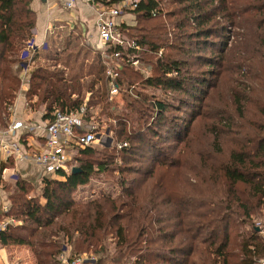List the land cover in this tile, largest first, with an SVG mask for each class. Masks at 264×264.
<instances>
[{"label":"trees","instance_id":"1","mask_svg":"<svg viewBox=\"0 0 264 264\" xmlns=\"http://www.w3.org/2000/svg\"><path fill=\"white\" fill-rule=\"evenodd\" d=\"M30 2L0 0V127L8 125L9 107L25 81L26 102L34 110L42 107L44 119L52 120L55 111L83 108L86 126L74 128L78 136L100 133L92 119L104 114L119 143L103 146L110 151L80 148L67 162L71 171L44 176L35 196H29L32 185L16 178L4 214L19 223L0 231L1 244L27 246L34 264H61L63 246L71 248L70 259L92 248L99 257L89 264H260L264 236L254 222L264 215V0H140L130 11L136 22L117 26L120 37L140 49L113 42L105 48L114 63L118 54L114 78L76 26L61 29L47 37L45 46L21 57L36 21ZM229 24L240 31L227 47L221 37ZM212 35L220 39H209ZM205 48L219 56L231 50L229 68L242 74L240 90L228 89L220 107L205 114L208 121L194 148L190 140L182 147H163L168 140L159 128L180 139L178 111L199 96L207 72L216 79L220 74L213 69L218 57L200 53ZM88 51L96 54L90 61ZM31 62L21 79L24 63ZM199 65L201 73L191 71ZM113 82L123 104L117 112ZM183 129L190 133L189 125ZM168 148L177 155H167ZM186 149L193 157L184 160ZM149 157V164H141ZM6 166L0 162V172ZM73 167L79 170L72 173ZM183 167L193 170L199 184L173 189V178L189 176ZM104 171L117 172L122 193L77 201V191Z\"/></svg>","mask_w":264,"mask_h":264},{"label":"crops","instance_id":"2","mask_svg":"<svg viewBox=\"0 0 264 264\" xmlns=\"http://www.w3.org/2000/svg\"><path fill=\"white\" fill-rule=\"evenodd\" d=\"M119 1L92 0L83 2L79 0L73 8L67 9L64 7V0H31L30 6L36 14L32 37L33 48L45 46L47 37L49 38L56 32L62 31L61 29H65V27L73 28L78 24L77 28L81 31L83 41L95 48V44L98 41V30L96 27L98 13L112 5L118 4ZM133 17L134 15L131 12H127L115 20L119 24H133ZM95 50L100 51L97 48ZM31 52L32 50L29 49L28 55ZM32 65L33 62L24 63L25 68L19 74L21 79H24ZM25 89L26 85L23 84L9 107L8 125L14 121H20L31 127L29 129L20 127L11 137L18 141L21 151H37L43 146L45 136L43 127L47 124L48 119L43 118L42 109L34 110L28 106L24 97ZM8 125L5 128L0 127V134L6 131ZM64 148L65 156L68 161H71L76 154V149L69 145ZM0 162L8 163V166L4 167L0 172V222H2L11 218L4 213L11 206L10 193L15 183L14 175L32 185L34 189L29 193V196H35L41 189L44 174L39 165L27 159H20L14 152L9 154V152L0 151ZM261 217L263 220L261 233L264 236V215ZM18 223L19 221H16L14 224ZM30 256L33 258L31 264H34L33 254L27 246L20 244L3 245L0 242V264H27Z\"/></svg>","mask_w":264,"mask_h":264},{"label":"rangeland","instance_id":"3","mask_svg":"<svg viewBox=\"0 0 264 264\" xmlns=\"http://www.w3.org/2000/svg\"><path fill=\"white\" fill-rule=\"evenodd\" d=\"M168 7V5H167ZM238 18V17H237ZM236 18V19H237ZM133 22L135 23L136 21L134 20L133 17ZM79 25V24H78ZM76 25V27L78 26ZM230 26H228L226 28V31L223 32V36L221 37V39L225 40L227 47L230 46V44H233V42L237 38L240 28L238 27H233L231 26V24H229ZM228 29V30H227ZM209 39L212 40H218L220 39L219 36H210ZM31 42V40H30ZM98 47V46H97ZM226 47V48H227ZM76 48V47H75ZM96 48V47H95ZM93 47V49H95ZM232 50H236L235 48ZM96 51V50H95ZM68 51H65V54ZM231 50H227L225 53H223L221 56H219V54L217 52H215L214 48H205L202 49L200 51V53L204 56H213V57H218L217 60V64H215L213 66V69L216 72H220L218 78L216 79L217 75L216 74H211L210 72H207L206 75V80H205V84H202L201 87L202 89L199 91V96L196 98H193L189 101L188 104H186L187 106H185V108H183L182 111H178L179 114V123L181 125V138L175 140L174 138L170 137L169 134L166 133L165 131V127L163 126V128H159L160 132L163 133V139H167V142H164L163 147H166L165 145L169 144V145H173V144H177L178 147H182L187 141L190 140V144L191 146L194 148V145H197V138H199V136L201 137L204 133V128H205V124L208 121L207 116H205V114L207 113H214V109L216 107H220L221 102L225 101V98L230 94V91L228 92L227 90H234L235 92L237 90H240L241 87V83H239L240 81L243 80L242 74H240V71L238 69H234L232 70V67L229 68L230 65V60H232V54H230ZM96 54L89 52L87 53V60H92L94 58ZM225 57L223 59L222 65L221 61L222 58ZM110 59V58H108ZM114 63V62H113ZM116 64V63H114ZM134 65H138L137 63ZM16 67V66H14ZM138 69H140L144 74L147 73L148 71L146 70V67L144 65H138ZM207 67V66H206ZM204 68L203 65H199L197 68H191L192 72L195 73H201L202 69ZM212 71V70H211ZM203 76V75H201ZM216 79L215 84L214 81ZM23 84L26 85L27 87V83H25V81H23ZM19 92V91H17ZM16 92V93H17ZM118 100V106H117V110H115V112L119 111L122 109L123 104H122V100L121 97L119 95V93H117V95L115 96ZM42 109V107L40 108ZM93 120V124L99 125V128L101 130V134L102 135H106L107 139H100L99 142H96L94 144H92V146L95 148L96 151H110V150H105L103 148V146L105 147V145L107 146L108 143H110V145L112 146V144H116L119 143L115 142L113 139V133L110 132L108 129V120L107 117H105L104 114H100L97 115L95 114V119ZM183 125V126H182ZM185 125H189L191 130L190 133L187 135L186 134V129H183V127ZM189 138V139H187ZM138 139H133V142H137ZM226 145L228 146V141H225L223 143V148L226 147ZM75 149V148H74ZM80 148H76V153L78 152ZM198 149H200V151H204V148L202 147L201 144L198 145ZM113 149H111L112 151ZM167 155L169 154L170 157H175L177 155V150L174 151L172 149H166ZM185 157L183 155V159L186 160L187 157H193L192 155H190V152H187V149L184 152ZM152 161V157L149 158H145L142 159L141 164L143 163V165H147L149 164V162ZM193 161V160H191ZM12 162V161H11ZM187 162V161H186ZM114 163L116 165H121V161L119 160L118 156H114ZM132 165H134V163L132 162ZM192 166V165H191ZM185 169V170H184ZM185 174L189 173V176H184L180 173V176L173 178L172 179V186L174 185L173 189H178L179 187H181L182 189H188L190 190L191 188H194L195 186H197L199 184V181L196 179L195 175L193 174V170L192 173L188 172L187 168L183 167V171ZM16 173V172H15ZM117 175L116 171H104V172H95L93 174V176L89 179V182L80 190L77 191L76 193V200L77 201H86L88 199H92V198H96L101 196V194L104 193H108L109 195H111L112 197H116L118 196L120 193H122V191H120V185L117 182V178L115 177ZM132 175V174H131ZM182 175V176H181ZM188 175V174H187ZM185 179H184V177ZM19 178L17 175H14L13 179ZM138 182V181H137ZM140 182V181H139ZM139 184H136L134 186V190L137 191L139 190ZM178 187V188H177ZM255 225L256 226H262L263 225V220L261 216L256 217L255 219ZM106 246H107V251H109V254L113 253L115 248H114V238L112 237V234H109L106 236ZM62 252L61 254L66 255L68 258H70L71 256V248L69 246H63L62 248ZM92 248H90V253H87L85 255L87 256H93L94 261L99 257V254L95 255L91 252ZM92 253V254H91ZM80 255V254H79ZM78 256V255H77ZM74 257V256H72ZM30 259L27 260V264H31L33 262V258H31V256L29 257ZM103 264H108V263H103Z\"/></svg>","mask_w":264,"mask_h":264},{"label":"built area","instance_id":"4","mask_svg":"<svg viewBox=\"0 0 264 264\" xmlns=\"http://www.w3.org/2000/svg\"><path fill=\"white\" fill-rule=\"evenodd\" d=\"M77 1L79 0H64V7L71 9L75 6ZM80 1L89 2L92 0ZM139 1L140 0H120L118 4L100 11L97 15L96 27L98 30V41L95 44V47L100 50L103 55L106 65V73L113 78L116 76L113 72V67L117 64H114L112 60L108 59V56H104L106 55L104 54L105 48L109 42H113L121 46L127 45L135 49H140L139 45H135L133 41H127L120 37L117 30L119 23L115 20L117 17L133 10ZM29 49H34L32 40L31 42L29 41L27 49L22 52L21 56H27ZM114 56L116 57L114 61L117 63L118 54L114 53ZM136 63V61L133 62V64ZM110 88L112 94L117 93L114 82L111 83ZM82 113L83 108H81L79 112L65 113L55 111L53 119L48 121L43 127L45 130L44 143L37 151H21L19 149L18 141L14 140L11 135L20 127L27 129L31 127L23 122L14 121L8 125L6 131H3L0 134V151L9 152V154L14 152L20 159H27L36 163L41 167L44 176H54L57 171H62L65 174H68L71 171V167L67 164L68 158L65 156L64 147L69 145L75 149L85 148L86 146L99 142L100 139H107L106 135L94 133L92 131H88L85 134L78 136L75 135V127L86 126L81 119ZM90 129H92L91 126ZM121 145L125 146L126 143H122ZM15 222L16 221L13 218L0 222V231L4 230L8 224ZM59 259L61 264H89L94 262L93 256L89 257L85 254L75 256L71 259L64 254H60ZM261 264H264V260H261Z\"/></svg>","mask_w":264,"mask_h":264},{"label":"water","instance_id":"5","mask_svg":"<svg viewBox=\"0 0 264 264\" xmlns=\"http://www.w3.org/2000/svg\"><path fill=\"white\" fill-rule=\"evenodd\" d=\"M79 170V168H77V167H73L72 168V173H74V172H76V171H78Z\"/></svg>","mask_w":264,"mask_h":264}]
</instances>
